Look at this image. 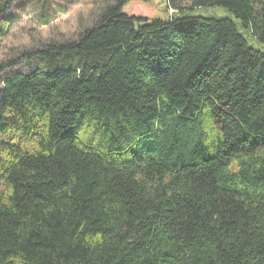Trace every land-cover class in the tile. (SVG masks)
I'll return each instance as SVG.
<instances>
[{
	"label": "trees",
	"instance_id": "obj_1",
	"mask_svg": "<svg viewBox=\"0 0 264 264\" xmlns=\"http://www.w3.org/2000/svg\"><path fill=\"white\" fill-rule=\"evenodd\" d=\"M128 1L0 61V264H264V0Z\"/></svg>",
	"mask_w": 264,
	"mask_h": 264
},
{
	"label": "rangeland",
	"instance_id": "obj_2",
	"mask_svg": "<svg viewBox=\"0 0 264 264\" xmlns=\"http://www.w3.org/2000/svg\"><path fill=\"white\" fill-rule=\"evenodd\" d=\"M11 11L16 14V21L9 33L0 39V61L8 58L12 51H18L49 40L74 38L79 31L91 25L98 15L102 4L107 0H48L53 6V17L49 25L39 27L28 15L27 2L16 0ZM192 0H185L189 6ZM22 10V12H18ZM123 13L134 17L146 18L148 21L166 19L174 14L166 7V0H129L122 8ZM189 15L223 18L229 13L220 7H201L187 11ZM248 43L264 51V45H258L248 39Z\"/></svg>",
	"mask_w": 264,
	"mask_h": 264
}]
</instances>
